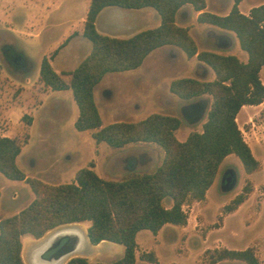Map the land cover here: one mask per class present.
Returning a JSON list of instances; mask_svg holds the SVG:
<instances>
[{"label":"trees","instance_id":"16d2710c","mask_svg":"<svg viewBox=\"0 0 264 264\" xmlns=\"http://www.w3.org/2000/svg\"><path fill=\"white\" fill-rule=\"evenodd\" d=\"M240 1L234 0L228 14L218 15L202 11L205 0H89L82 35L91 42L90 53L73 70L61 73L53 68L52 56L43 57L38 80L53 91H72L78 107L74 126L79 131H91L96 143L105 142L119 149L130 143H154L162 148L163 158L152 171H128L120 179L101 177L91 161L88 167L75 172L72 181L52 184L26 175L17 164L29 139L27 132L24 138L0 135V173L24 181L34 195L17 214L0 217V264H25L23 235L40 239L57 227L84 221L90 222L87 237L92 245L103 241L120 244L124 247L123 256L110 262L75 256L66 264H136L138 232L149 230L156 235L166 224L186 225L188 214L184 206L206 199L228 155H236L248 174L258 169L260 163L245 141L236 117L242 106L264 101V83L260 78L264 66V3L244 14L238 8ZM185 4L202 11L198 22L233 32L248 55L247 61L231 54L199 51L189 28L175 22L177 11ZM107 6L151 7L161 22L156 28L127 38L104 35L97 31L95 21ZM166 45L179 48L189 58L196 56L201 62L197 71L202 78L206 77L204 66L215 74L212 80L177 78L169 87L180 99L208 103L202 130H192L185 140H179L176 131L181 118L165 113L104 125L94 98L95 86L107 73L138 68L149 53ZM21 120L30 126L33 115L25 113ZM250 190L245 186L225 210L236 209ZM207 254L208 264L225 259L262 264L251 247L214 248L207 250ZM140 259L157 262L154 252L141 253Z\"/></svg>","mask_w":264,"mask_h":264},{"label":"rangeland","instance_id":"374dc122","mask_svg":"<svg viewBox=\"0 0 264 264\" xmlns=\"http://www.w3.org/2000/svg\"><path fill=\"white\" fill-rule=\"evenodd\" d=\"M36 1L39 0H0V134L24 138L26 132L28 133V142L17 158L20 169L30 177L52 184L72 181L75 172L82 167H88L91 161L96 166L95 171L105 179H120L129 170H154L164 155L161 147L154 143L141 142L130 143L119 149L105 142L96 143L91 131H79L74 126L78 107L71 90H51L43 94L46 88L37 78L41 60L45 56L50 58L57 54L53 52L58 51L61 46L47 51L46 48L49 46V39L56 35L55 40L60 38L61 25H56L57 28L53 30H45L41 38L36 40ZM54 1H59L61 8L50 17L49 23L61 20L66 24L63 27H81L80 20L86 13L85 0ZM248 1L245 0V4ZM44 23L46 24L41 21V24ZM194 28L201 32L200 37L203 40L207 36L210 38L208 46L222 54L235 55L242 61H247L248 55L240 48L233 32L231 34L235 43L227 47L228 45L220 44L219 40L215 41L217 37H213V32H208L206 27ZM197 40L200 48L206 50L203 46L207 43L202 45V40ZM87 42L91 46V42ZM14 51L15 56L20 53L23 55L26 66L11 63L10 56ZM183 55L184 58L172 62L166 59L154 62L150 71L144 73L145 78L136 74L142 70L107 74L104 82L110 84V90L104 98H101L99 91L96 94L103 124L118 120L139 121L152 113H174L182 120V125L176 131L179 140H185L192 130L201 131L207 110L204 112L203 109L202 117L189 115L191 102H180L169 94V87L165 90L164 86L172 78L179 76H201L196 74L197 59H189ZM76 62L63 63V57L59 55L53 67L61 71L74 68ZM261 76L264 78V67ZM209 77L210 75L204 78ZM25 113L33 115L30 126L21 120ZM244 115L245 111L241 112V117ZM251 119L249 122H240V129L243 137L250 141L248 130L252 128V135L258 143L254 147L258 157L256 159L260 163L258 169L249 175L236 155L227 156L207 191L206 199L184 206L189 219L186 227L169 223L156 235L149 230L138 232L136 264H208L209 249L247 247L253 248L260 262L264 264V108L259 113L253 112ZM232 175L231 188H225L227 177ZM245 186L251 188L245 200L236 209L230 212L225 210L226 205L244 191ZM0 190L1 218L17 214L34 197L27 183L6 178L1 173ZM76 224L87 230L90 222ZM42 238L33 239L30 234L23 237L22 258L25 264H30V249ZM144 252H154L157 262L141 260L140 254ZM123 253L122 245L103 241L91 245L83 256L93 262H110L121 258ZM217 264L247 263L225 259Z\"/></svg>","mask_w":264,"mask_h":264},{"label":"crops","instance_id":"0c3cea01","mask_svg":"<svg viewBox=\"0 0 264 264\" xmlns=\"http://www.w3.org/2000/svg\"><path fill=\"white\" fill-rule=\"evenodd\" d=\"M42 2L45 4L43 5ZM205 2H206V6L202 11H208V12H212V13H215L218 15L228 14L230 12L233 4H234V0H205ZM40 3H42V4H40ZM262 3H264V0H249L248 3H246V4H245V0H241L240 3L238 4V8L242 13L249 14L250 9L252 7L259 5V4H262ZM35 5H37V7L35 6V24H36L35 39L36 40L41 38V36L45 30H47V29L53 30V29L57 28V27H55L56 25L57 26L61 25L59 27V32H61L60 38H59L60 40L59 39L55 40L57 38V35H56L55 37L49 39L47 42V45H49V46L46 48V51L47 50H54V48H56L57 46H61L60 48L58 47V51H56L57 54L55 56H52V58L50 59L52 66H53L55 59L58 58L59 55H62L63 63H70L72 61H77L76 62L77 63L76 66H77L91 51V46L87 42L86 38L83 37V35H82L83 23H84L85 16H86V13L88 10L89 0H85L86 13L80 20L81 27H72V25L68 26V27H63L66 24L64 22H62L61 20H53L52 22L49 23L50 17L55 12H57L59 10V8H61V4L59 3V1L55 2L54 0L53 1L52 0H39V1L35 2ZM202 11L196 10L191 4H185L177 11V13L175 15V22L177 25H179L181 27H188L189 28V32H190L191 36L194 38L199 51L202 49L200 48V44H199L197 39L202 40V42H201L202 45L204 43H207L206 46H203V47H206V50H210V51L220 53V51L215 50L211 46H208V45H210V44H208L210 42V38L207 36L206 40H203V38L200 37V36H202L201 32L199 30H197L196 28H194L196 26L206 27V29H208V32L209 31L213 32L212 36L217 37V39L215 41L219 40L221 42L220 44L228 45L227 47H230L231 45H233L235 43V39H234L233 35L231 34V31L219 28V27L212 25V24L198 22L197 17L199 15V13ZM157 14L158 13L151 7L139 8V9H127V8H122L119 6H107V7L103 8L99 12V14L97 15V18L95 21V26H96L97 31L101 34L108 35L111 37L127 38V37H130V36L140 32L142 30L156 28L161 22L160 16L158 14L159 17H157ZM47 17H49V19ZM41 21H43V22L45 21L46 24L45 23H44L45 25L41 24ZM55 22H57V23H55ZM205 25H207V26H205ZM63 39H65V41H62ZM183 54H185V53L177 47H173L170 45L159 47V48L153 50L151 53H149L147 55V57L144 59L143 63L138 68H135L132 70H135V71L142 70V71H139L141 73L137 72L136 74H139L141 78H145L144 73H146V71H150L151 66L154 62H157L160 59H163V60L166 59V60H169L172 62V61H175V59L184 58ZM187 58H189V57H187ZM189 59H197V57L193 56V57H190ZM197 61L198 62H197L196 74L199 73L197 71V69H198V66L201 64V62L198 59H197ZM244 62H246V61H244ZM74 68H69V69L65 68V69H62L61 71L57 70L55 68L54 69L58 73H61V72L71 71ZM202 70L206 71V76L210 75L209 79L202 78L201 76H197V75L195 78L212 80L215 77V74L210 67L205 68V66H204V68ZM261 71H262V69H261ZM261 71H260V78H261L262 82L264 83V78L261 76ZM113 73H115V72H113ZM107 74H109V73H107ZM199 75H201V74L199 73ZM38 76H39V72H38ZM105 76L94 88V98H95V102L97 104V107L99 109L100 114H101V111L99 108V102L96 99L97 98V95H96L97 91L100 92L101 98H104L106 92L109 91L111 88L109 83L104 82ZM181 77H186V76H179L177 78H181ZM177 78H172V80L177 79ZM171 81L169 82V84L165 83V85H164L165 90L167 89V86L170 87ZM45 88H46V90L43 92V94L51 91V89L49 87H45ZM68 90H70V89H68ZM56 91H59V90H56ZM169 94L178 98L176 95H174L171 92ZM178 100H180V102H181V100H183V99L178 98ZM190 102H191V104H196L197 102H200V101L190 100ZM263 108H264V101L258 105H244V106H242L240 111L237 114V117H236V121H237L238 125L240 126V128H241L240 122L251 121L252 120L251 114L253 112L259 113ZM207 109H208V103L204 102V112ZM249 109H250V111H248ZM243 111H245V115H244V117H241V112H243ZM171 114L176 116V114H174V113H171ZM206 114H207V111H206ZM200 116L202 117L201 114L197 115L196 117L198 118ZM205 120H206V116H205ZM246 124H248V123H246ZM181 125H182V123H181ZM247 128H250V126H247ZM251 129L252 128H250L248 130L250 141L248 139H246L245 137L244 138H245V141L250 145L254 156L256 158H258L255 154V151H254V147L258 143H257L255 137L252 135ZM0 135L1 136H9L5 133L0 134ZM10 137H12V136H10ZM155 146H157V145H155ZM221 165L219 167V170L221 168ZM94 168L96 169V166ZM129 171H134V170H129ZM218 173H219V171H218ZM250 174H252V173H250ZM1 196H2V192L0 190V198H1ZM206 197H207V194H206ZM88 226H89V224H88ZM165 226H167V225H164L163 228ZM183 227H186V226L184 225ZM25 235H27V234H25ZM25 235L22 236V239H23V237H25ZM33 239H35V238L33 237ZM136 254H137V251H136ZM136 257H137V255H136Z\"/></svg>","mask_w":264,"mask_h":264},{"label":"water","instance_id":"95a60500","mask_svg":"<svg viewBox=\"0 0 264 264\" xmlns=\"http://www.w3.org/2000/svg\"><path fill=\"white\" fill-rule=\"evenodd\" d=\"M233 175L226 179L225 188H231ZM92 244L87 230L80 225L68 224L49 231L30 249V264H66L75 256H83Z\"/></svg>","mask_w":264,"mask_h":264},{"label":"flooded vegetation","instance_id":"af4514ba","mask_svg":"<svg viewBox=\"0 0 264 264\" xmlns=\"http://www.w3.org/2000/svg\"><path fill=\"white\" fill-rule=\"evenodd\" d=\"M7 50L9 53L8 48H7ZM14 54H15V51L10 56L11 61L14 63L22 64L23 66H26L25 58L23 57V55L20 53L17 56H15ZM203 109H204V103L202 101H200V102H197L196 104H192L189 107L188 113H189V115L197 116V115L202 113Z\"/></svg>","mask_w":264,"mask_h":264}]
</instances>
